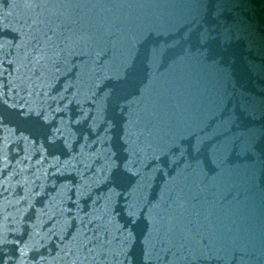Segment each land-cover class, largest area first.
I'll return each instance as SVG.
<instances>
[{"label": "water", "instance_id": "obj_1", "mask_svg": "<svg viewBox=\"0 0 264 264\" xmlns=\"http://www.w3.org/2000/svg\"><path fill=\"white\" fill-rule=\"evenodd\" d=\"M0 264H264V0H0Z\"/></svg>", "mask_w": 264, "mask_h": 264}]
</instances>
